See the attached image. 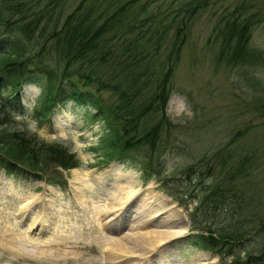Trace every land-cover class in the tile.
I'll return each mask as SVG.
<instances>
[{
  "label": "rangeland",
  "instance_id": "obj_1",
  "mask_svg": "<svg viewBox=\"0 0 264 264\" xmlns=\"http://www.w3.org/2000/svg\"><path fill=\"white\" fill-rule=\"evenodd\" d=\"M79 1L67 0V5L71 7ZM172 1L175 3L170 8ZM186 1L160 0L151 9L157 7L159 14L163 12L160 16H169L170 23L175 17L171 11ZM208 1L209 5L194 18L172 79L174 92L166 109L172 129L164 157V174L171 177L170 181L153 177L145 183L140 168L118 160L106 161L97 150L104 123L91 121L97 113L92 104L68 101L58 105L53 121L42 124L33 112L42 93L40 86L26 83L16 97L9 88L0 91V105L6 103L15 113L3 120L4 128L18 130L24 140L36 136L44 142L59 143L80 159V166L64 171L68 182L63 187L50 182L48 175L42 180L31 175L19 178L0 169V264H207L205 254L216 256L218 264H228L234 257H245L246 251H261L257 232L242 238L234 247L235 255L226 257L196 244L199 234L208 233L203 223L194 227V219L207 222V217L214 218L209 223L239 232L254 224L251 216L248 218L252 224H240L249 212L244 210L247 203L252 211L264 208V65H224L218 62L217 47L211 43L218 17L233 6L252 0ZM257 1L250 12L260 9V1L264 9V0ZM29 5L38 7V2ZM170 27L173 29L174 25ZM251 44L264 53V21L255 27ZM86 86L101 104L114 105L116 98L110 91ZM13 98L21 99L29 110L20 113ZM216 153L214 173L207 177L205 169L201 179L202 157ZM229 154L237 160L244 154L254 155L257 165L249 179L243 175L231 179L238 161L234 157L224 160ZM55 165H48L49 169ZM190 167L194 168L192 172ZM222 178L224 188L234 183L229 200L235 203L218 206L214 214L198 212L196 207L204 187ZM244 185L249 191L246 195H242ZM148 188L176 203L184 217L176 220L158 207L153 209L156 212L151 211L157 216L149 222L158 225L156 230L185 231L155 248L140 249L129 243L125 244L126 250L117 251L113 242L121 238V243H125L124 237L133 234L134 225L138 226V234L153 226L148 221L142 227L136 223L139 212L147 218L151 216L144 203ZM129 190L133 205L114 212L116 201L126 198ZM256 226L260 228L259 224Z\"/></svg>",
  "mask_w": 264,
  "mask_h": 264
},
{
  "label": "trees",
  "instance_id": "obj_2",
  "mask_svg": "<svg viewBox=\"0 0 264 264\" xmlns=\"http://www.w3.org/2000/svg\"><path fill=\"white\" fill-rule=\"evenodd\" d=\"M159 1L80 0L69 7L67 0H2L0 91L9 88L16 97L26 83L40 86L42 93L33 112L41 123H51L55 108L68 101L92 104L97 113L91 116V121L104 123L97 150L106 161L118 160L140 168L145 183L153 177L170 181L171 177L164 174V157L172 129L166 114L174 92L172 79L191 35L194 18L209 1L181 3L171 11L175 17L170 23L169 16H160L163 12L159 14L157 7L151 9ZM33 2H38V7L29 5ZM261 2L260 9L257 7L254 12L250 11L259 2L243 1L218 17L211 39L217 47L218 62L234 66L264 65L263 51L251 44L255 27L264 21ZM174 3H170V8ZM86 85L110 91L116 98L114 105L101 104L90 93L91 89L84 88ZM16 107L20 113L28 110L20 101H16ZM11 116L14 117V112L2 103L0 168L17 177L31 175L43 179L48 175L53 184L66 185L62 170L80 166V159L60 144L44 142L36 136L24 140L18 130L8 131L2 122ZM218 154L202 157L201 179L205 169L207 177L214 173ZM233 157L229 154L224 160ZM237 161L231 179L252 176L257 165L254 155L244 154ZM50 164H56L53 169L58 171L49 169ZM193 170L189 168V172ZM232 184L224 188L223 178L208 184L196 210L214 214L218 206L235 203L229 200ZM246 185L242 187V195L249 192ZM244 210L250 213H246V219L240 224L245 221L252 224L250 216L254 224L239 232L216 222L209 223L214 218L207 217V222L194 219L193 226L203 223L208 233L199 234L196 244L226 257L235 255V246L242 238L257 232L261 251H246L245 257H234L228 264H264V208L260 212L252 211L247 203Z\"/></svg>",
  "mask_w": 264,
  "mask_h": 264
},
{
  "label": "bare ground",
  "instance_id": "obj_3",
  "mask_svg": "<svg viewBox=\"0 0 264 264\" xmlns=\"http://www.w3.org/2000/svg\"><path fill=\"white\" fill-rule=\"evenodd\" d=\"M125 178L130 179L132 178L131 176H125ZM147 196L144 198V203L147 205V209L149 210V214L151 215L150 218H147L146 214H143L139 212L138 216V222L137 225H142L145 223V221H148L149 224H152L153 226L149 228L150 230H146L143 233H136L135 229L138 227L134 225V231L133 234H128L124 237V240L126 241L125 243H121V238L119 240H115L112 245H114L115 249L117 251H123V248L125 250L127 247H125V244L131 243L133 246H136L137 248L144 249L147 248L148 246H151L152 248H155L157 245H161L165 242H167L169 238L175 237L180 235L182 232L185 231V229H176V230H156L158 229V225L153 224L154 222H149L151 219H153L154 216H157V214L152 213L156 212L153 209L160 207L161 210H164L165 213L169 215L171 218H175L176 220H184V217L178 210L177 204L173 203L169 199H167L164 195L161 193L152 191V189L148 188L146 190ZM132 196L131 190H129L127 197L124 198L122 197L120 200L116 201V204L118 207L114 210H120L121 208L125 207H130L133 205V201L130 199ZM131 201V202H130ZM130 202V203H129ZM129 203V204H128ZM98 210V209H97ZM130 210V209H129ZM99 213H101V210H98ZM179 213V214H177ZM150 219V220H149ZM131 246V247H133ZM144 248H141V247ZM129 247V246H128ZM129 253H132L128 250ZM115 253L113 251L111 252V257H113ZM204 260L206 261L207 264H218V258L216 256H209V254H205Z\"/></svg>",
  "mask_w": 264,
  "mask_h": 264
}]
</instances>
